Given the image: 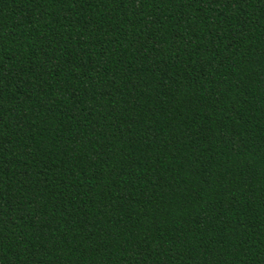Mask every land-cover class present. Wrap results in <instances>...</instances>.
Segmentation results:
<instances>
[{
  "label": "trees",
  "instance_id": "1",
  "mask_svg": "<svg viewBox=\"0 0 264 264\" xmlns=\"http://www.w3.org/2000/svg\"><path fill=\"white\" fill-rule=\"evenodd\" d=\"M0 264H264V0H0Z\"/></svg>",
  "mask_w": 264,
  "mask_h": 264
}]
</instances>
